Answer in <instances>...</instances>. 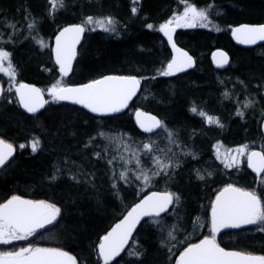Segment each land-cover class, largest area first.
Wrapping results in <instances>:
<instances>
[{
  "label": "trees",
  "instance_id": "obj_1",
  "mask_svg": "<svg viewBox=\"0 0 264 264\" xmlns=\"http://www.w3.org/2000/svg\"><path fill=\"white\" fill-rule=\"evenodd\" d=\"M181 3L210 6V28H179L175 40L194 56L196 65L183 74L162 76L170 51L159 27L173 18ZM64 5L50 16L47 0H0V49L10 52L18 83H34L46 90L53 82L84 83L106 73L147 79L141 80L140 90L126 110L109 116H93L64 102L46 105L37 116L26 115L11 91L9 98L0 102V136L16 146L36 139L40 144L35 153L27 147L19 149L0 171V202L18 194L55 203L62 214L56 223L36 233L49 235L38 243L70 251L78 264H103L97 244L109 226L149 191L173 192L179 201L160 217L144 219L124 251L110 262L173 264L184 246L208 233L210 202L220 187L236 184L264 194V183L259 182L264 173L255 177L245 163L227 169L214 152L216 144L226 148L248 145L264 151L260 129L264 44L236 46L229 36L230 28L238 23L264 21V0H64ZM133 7L138 9L135 14ZM88 16L113 18L115 31L89 33L79 47L72 73L62 76L52 60V38L61 27L80 24ZM32 20L36 26L30 30L27 25ZM11 24L15 28L9 27ZM40 39L46 46L37 43ZM215 47L230 55L225 68L215 69L209 61ZM249 100L252 105L244 108ZM193 106L216 117L223 127L193 114ZM137 108L157 115L179 146L170 142L167 131L139 130L132 116ZM238 109L244 112L243 117L236 115ZM122 141L127 142L128 150ZM150 141L154 150L145 155L142 144ZM132 150L140 152L144 169L156 170L152 158L159 156L168 162L173 153V162L178 161L179 166L168 168L167 174L161 172L146 184L135 179L133 160L127 165L133 171L126 183L119 179L124 161L118 157L130 158ZM112 157L117 159L109 165ZM53 175L57 179H51ZM73 175L79 183L70 179ZM169 231L175 239L168 238ZM221 235L231 238L225 240ZM221 235L218 241L225 248L264 254V231H258L256 225ZM10 247L16 246L6 248Z\"/></svg>",
  "mask_w": 264,
  "mask_h": 264
},
{
  "label": "snow or ice",
  "instance_id": "obj_2",
  "mask_svg": "<svg viewBox=\"0 0 264 264\" xmlns=\"http://www.w3.org/2000/svg\"><path fill=\"white\" fill-rule=\"evenodd\" d=\"M47 3L50 16L65 7L64 0H47ZM137 11L136 7L132 8L133 14ZM208 19L209 12L207 9H198L191 3H186L182 14L176 15L160 25L159 31L167 36L176 53L166 68L160 72V75L173 76L193 66L192 57L187 52L177 48L173 41L172 33L176 27H207ZM115 23V20L111 17L94 19L92 16H88L80 24L64 27L56 37L54 50L55 61L59 65L60 73L66 76L72 70V62L77 54L76 45L79 43L87 26H95L89 30H95L98 27L108 32L115 31ZM35 26V20H32L27 25L30 30ZM9 27L15 28V25L11 24ZM147 27L151 29L153 25L148 24ZM232 34L241 44H255L257 41H264V24L237 27L232 29ZM37 43L41 46H46L43 39L38 40ZM215 57H219L216 61L217 67H223L229 63L228 56L224 52L216 53ZM5 62H7V66H5ZM0 73L6 74L11 80L15 81L17 73L11 60V54L3 49H0ZM142 79H147V77L109 75L76 87L64 86L62 81H57L51 88L47 89V92L54 102L69 101L73 104L81 105L91 113L108 116L120 113L128 107L129 101L140 90ZM11 90V88L8 89V91ZM3 92L4 89L0 88V95H3ZM15 93L19 105L30 114L39 112L49 103L48 100L44 99V90L32 85L19 83L15 87ZM227 95L225 93V96ZM252 103L253 101L249 100L244 103L243 107L248 108ZM190 111L204 118L210 125L223 127L216 117L208 115L202 110L198 111L196 106H193ZM236 115L243 117L244 112L238 109ZM135 116L136 124L142 131L153 133L157 129H162L167 131L170 142L177 144L175 136L166 129L161 119L140 110L136 111ZM98 134L101 137H105L104 132ZM123 135L127 136V134ZM107 138L112 139V137ZM93 139L94 137L90 139L89 144H91ZM122 142L125 144V149L128 150L129 145L127 142ZM39 144L40 141L38 139L31 142L30 146L33 153L37 151ZM177 146L179 145L177 144ZM19 147L25 148L26 145L20 144ZM153 150V142L142 144L141 151L145 155L153 152ZM15 151L16 149L12 143L0 138V168L10 162V158L13 157ZM168 151H171V148ZM232 153L235 154L233 155ZM95 155L99 157L100 153ZM219 155V148H217L218 158ZM174 156L175 154L173 153ZM244 156L247 159V166L253 172L258 176L264 173V151H251L248 145L226 151L222 162L226 168L239 166L240 157ZM173 157H169L168 162H165L159 156H154L152 160L156 170L144 169L141 167L140 152L132 150L130 158H125L123 155L118 157L124 161V170L119 173V179L126 183L129 182L128 174L133 169H129L127 165L134 160L136 164L135 179L150 184L152 178L159 176L161 172L167 174L168 168L179 166L178 161L173 162ZM116 159L117 157H112L107 163L111 165ZM149 172L151 175H149ZM199 178L203 179L204 177L199 176ZM51 179L55 180L57 176L53 175ZM70 179L79 183L78 178L74 175ZM261 183H264V178L261 179ZM112 187L116 188V183H113ZM178 201L179 196L170 191L152 192L145 196L99 241L97 252L103 264H110L115 257L124 251L125 246L132 237L133 231L144 217H160L162 213L167 212L170 206ZM61 214V208L55 203L45 200L34 201L24 199L19 195H12L6 202L0 203V244L9 245L14 241H27L39 230L56 223ZM153 223H160V221L153 220ZM210 224V235L205 236L199 243L190 244L184 248L179 254L176 264H264V255L226 250L217 242V235L222 229H240L245 226L258 225L257 230L264 231V194H258L254 190H244L229 184L219 192L211 204ZM167 236L170 239H175L171 231L167 233ZM0 264H78V260L75 255L61 248L33 246L29 243L27 246L20 247L14 251H0Z\"/></svg>",
  "mask_w": 264,
  "mask_h": 264
},
{
  "label": "water",
  "instance_id": "obj_3",
  "mask_svg": "<svg viewBox=\"0 0 264 264\" xmlns=\"http://www.w3.org/2000/svg\"><path fill=\"white\" fill-rule=\"evenodd\" d=\"M76 24H78V23H76ZM261 24H264V21H263V22H258V23H249V22H241V23H238V24H236V25H234V26H232V27L230 28V32H229L230 39L232 40L233 44H235L236 46H241V47H252V46H255V45H259V44H264V41H257L255 44H241V43L238 42V40H237V39L233 36V34H232V29H234V28L241 27V26H244V25H248V26H258V25H261ZM69 25H73V24H69ZM69 25H66V26H69ZM66 26L61 27V28L55 33V35H54L53 38H52V44H51V56H52V60H53L54 64L57 66V69H58V72H59V73H60V71H59V65L56 64V61H55V51H54V50H55V47H56V37L59 35L60 31H61L64 27H66ZM173 27H174V26H173ZM176 31H177V27L175 28L174 32L172 33L173 41L175 42L177 48L182 49L183 51L187 52L189 56L192 57V60H193V66H192V67H189V68H186L185 71H183V72H178V73H176V74L173 75V76H176V75H179V74H183V73H185V72H188V71L194 69V67H195V65H196V61H195L194 56H193V55H192L187 49H185L184 47L180 46V45L176 42V40H175V33H176ZM161 34H162V37H163V39L165 40V42H166V44H167V46H168V48H169V51H170V58H169V61L167 62V64H168V63L173 59V57L176 55V53H175V51L173 50L172 45H171V43L169 42L167 36H165L163 32H161ZM82 36H83V35H82ZM81 40H82V37H81L79 43L76 45V53H77V54H78V47H79V44L81 43ZM218 52H224V53H226L227 56H228L229 62H230V55H229V53H228L225 49H223L222 47H215V48H213V49L210 51V53H209V61H210L211 65H212V67L215 68V69H222V68H225L229 63H228L227 65L223 66V67H217V62H216V61H217V59H219V57H215V54L218 53ZM77 54H76L75 59H74L73 62H72V70H71L66 76H69V75L72 73L73 68H74V65H75V62H76V59H77ZM214 57H215V58H214ZM167 64H166V66H167ZM166 66H165V68H166ZM60 74H61V73H60ZM61 75H62V74H61ZM109 75L127 76V75H121V74L106 73V74H103V75H101V76H99L98 78H95V79H100V78H102V77H104V76H109ZM62 76H64V75H62ZM66 76H65V77H66ZM173 76H170V77H173ZM95 79H93V80H95ZM90 81H92V80L86 81V82H84V83L70 84V85H64V86L76 87V86H80V85L85 84V83H89ZM20 83H25V84L32 85V86H35V87H37V88L42 89L39 85L34 84V83H27V82H20ZM18 84H19V83H18ZM18 84H17L16 86H18ZM16 86H15V87H16ZM15 87H14V94H15V97H16V101H17V104H18L19 108L22 110L23 113H25L26 115H37V114H39V113L43 110V108H42L39 112H37V113H35V114H30V113L26 112V110L23 109V108L19 105V103H18V98H17L16 93H15ZM0 88H1V87H0ZM137 93H138V92H137ZM136 95H137V94H136ZM136 95H135V96H136ZM135 96H134V97H135ZM134 97L132 98V100L134 99ZM44 99H45V96H44ZM132 100L129 101L128 106L131 104ZM60 102H64V103L72 104V105H74V106H76V107H78V108H81V109L87 111L88 113H90V114L93 115V116H102V115H99V114L91 113V112L88 111L87 109L83 108L81 105H76V104H73V103H71V102H69V101H60ZM44 107H45V106H44ZM127 108H128V107H127ZM127 108L123 109V111L126 110ZM137 110L144 111V112L149 113V114H151V115H155V114H153V113H151V112H149V111H146V110H143V109H139V108H137V109H135V110L133 111V114H132V116H133V120H134L135 124H136V116H135V113H136ZM123 111H121V112H123ZM121 112H120V113H121ZM116 114H119V113H116ZM116 114H112V115H116ZM108 116H109V115H108ZM155 116H156L158 119H160L157 115H155ZM136 126L138 127L137 124H136ZM138 128H139V127H138ZM260 129H261L262 134L264 135V118H263L262 121H261ZM139 130H141V129L139 128ZM157 130H158V129H157ZM141 131H142V130H141ZM0 138L4 139L2 136H0ZM4 140H6V139H4ZM6 141L9 142V143H12L11 141H8V140H6ZM12 144H13L14 148L17 150L15 144H14V143H12ZM251 151H263V150H261L260 148H253ZM15 153H16V151L14 152V155H15ZM14 155H13V157H14ZM13 157H12V158H13ZM12 158H10V160H11ZM246 167L248 168V170H249V171H250L255 177H260V176H262V174H263V173H261L260 176H258L255 172H253V170L250 169V168L247 166V159H246ZM0 169H1V168H0ZM228 185H229V184L223 185V186L220 187V188L215 192V194L213 195V198H212V200H211L210 207H209V229H208L209 234H208V235H210V232H211V224H210L211 204L213 203V201L215 200V197L219 194V192L222 191L223 188L226 187V186H228ZM231 185H233V186H235V187H239V188L244 189V190H250V189H248V188H243V187L237 186V185H235V184H231ZM152 192H164V191H149L148 193H146L145 195H143V196H142L137 202H135L134 204H132V205H131V206L125 211V213H124L119 219H117L116 221H114V222L109 226V228L106 230V232L104 233V235H106L109 231H111L112 228L115 227V225H116L117 223H119V222H120V221H121V220L127 215V213H128L129 211H131L132 207H134L136 204L140 203V201H141L145 196L151 194ZM14 195H18V194H14ZM11 196H12V195H11ZM11 196H9V197L6 198L5 200H3L1 203L6 202V200L9 199ZM19 196H21V195H19ZM21 197L24 198V199H29V200H34V201L43 200V199H32V198L24 197V196H21ZM45 201H47V200H45ZM47 202H49V201H47ZM51 203H52V202H51ZM162 214H163V213H162ZM162 214H161V215H162ZM146 218H147V217H144V218L140 221V223H141L144 219H146ZM140 223L136 226V229H137V227L140 225ZM49 226H51V225H49ZM49 226H47V227H49ZM250 226H251V225H250ZM47 227H46V228H47ZM245 227H248V226H245ZM242 228H243V227H242ZM136 229H135V230H136ZM41 230H42V229H41ZM135 230L133 231V233L135 232ZM228 230H234V229H231V228H229V229H222V230L218 233V235H217V242H218V243H219V241H218V237H219V235L222 234L223 232L228 231ZM133 233H132V235H133ZM104 235H103V236H104ZM208 235H205V236H208ZM103 236H102V237H103ZM205 236H203V237L199 238L198 240L193 241V242L187 244L186 246H184V247H183V248H182V249L176 254V256H175V258H174V261H173V264H176V261H177V259H178V257H179V254L184 250V248H186V247H187L188 245H190V244L199 243V241H200L201 239H203ZM102 237H101V238H102ZM101 238H100V240H101ZM130 239H131V238H130ZM100 240H99V241H100ZM129 241H130V240H129ZM129 241H128V243H129ZM15 242H19V241H14V242H12V243H15ZM12 243H11V244H12ZM98 243H99V242H98ZM219 244H220V243H219ZM0 245H2V244H0ZM27 245H28V244H27ZM27 245H24V246H27ZM32 245H33V244H32ZM97 245H98V244H97ZM5 246H6V245H5ZM33 246H40V247H57V248H61V249H63V250H66V249H64V248H62V247L54 246V245H38V244H34ZM126 246H127V245H126ZM126 246H125V248H126ZM220 246L223 247L221 244H220ZM22 247H23V246H22ZM19 248H20V247H19ZM19 248H17V249H19ZM223 248H225V247H223ZM17 249H14V250H17ZM225 249H226V250L241 251V250H237V249H233V248H225ZM14 250H11V251H14ZM66 251H68V250H66ZM69 252H70V251H69ZM242 252H243V251H242ZM70 253H71V252H70ZM97 253H98V252H97ZM121 253H122V252H121ZM121 253H120V254H121ZM246 253H251V252H246ZM71 254H72V253H71ZM251 254H254V255H264V254H262V253H251ZM73 255H74V254H73ZM117 257H118V256H117ZM115 258H116V257H115ZM115 258H114V259H115ZM100 259H101V258H100ZM114 259H113V260H114ZM113 260H112V261H113ZM101 261H102V259H101ZM102 262H103V261H102Z\"/></svg>",
  "mask_w": 264,
  "mask_h": 264
},
{
  "label": "rangeland",
  "instance_id": "obj_4",
  "mask_svg": "<svg viewBox=\"0 0 264 264\" xmlns=\"http://www.w3.org/2000/svg\"><path fill=\"white\" fill-rule=\"evenodd\" d=\"M194 6V5H193ZM185 7H186V3H181V4H179V6H178V8H177V10H176V13H175V15L174 16H176V15H180V14H182L183 12H184V10H185ZM196 7V6H195ZM198 9H207L208 10V12L210 11L211 12V8H210V6H208V7H197ZM173 16V17H174ZM94 18V17H93ZM104 18H106V17H104ZM86 19V18H85ZM94 19H102V18H94ZM172 19V18H171ZM166 23V22H165ZM93 27H95L94 25H89V26H87L86 27V30L87 31H94V30H89V29H91V28H93ZM179 28H187V27H177V29H179ZM206 28H210V21L208 20V26L206 27ZM95 30H102V29H100V28H98V27H96L95 28ZM103 31V30H102ZM80 56V54H79V52H78V56L77 57H79ZM5 66H7V62H5ZM0 82H2L3 83V85H5L6 86V88H7V93L6 94H8L9 95V93L12 91H8V89L9 88H11V89H13L17 84H18V82L16 81V77H15V81H13V80H11L6 74H4V73H0ZM56 82H53V84H55ZM53 84H51V85H49V87L47 88V89H49V88H51V86L53 85ZM63 85H66V84H64L63 83ZM47 89L45 90V93H46V96H47V100L49 101V103L48 104H50V103H52V102H54L53 100H52V98L48 95V92H47ZM47 104V105H48ZM5 139V138H4ZM7 140V139H6ZM9 141V140H8ZM33 141V140H32ZM32 141H30V142H28V145H26L25 143H19L18 144V146L17 147H19V145L20 144H25L26 145V147L27 148H29L30 150H32L31 149V142ZM241 146H243V145H238V146H234V147H230V148H226V147H223V146H221L220 144H216V145H214V152H215V156L217 157V159H218V161L223 165V167H225V165H224V163L222 162L223 160H224V158H225V153H226V151H228V150H232V149H235V148H238V147H241ZM20 148V147H19ZM217 148H219V153H220V155H219V158H218V156H217ZM20 149H22V148H20ZM253 148H249V150H252ZM260 149H261V147H260ZM262 150V149H261ZM233 155L235 154V153H232ZM240 164H239V166H235V167H240L242 164H246V156H244V157H240ZM226 168V167H225ZM231 168H233V167H231ZM227 169H229V168H227ZM261 179L262 178H259V182H261ZM236 185V184H235ZM237 186H239V185H237ZM242 187V186H241ZM251 190V189H250ZM253 190V189H252ZM259 226L258 225H256V229L258 228ZM46 229V228H45ZM206 231H208V229H209V220H208V223H207V226H206ZM200 231H199V229L197 230V231H195V233H193V235L192 236H194V235H197L198 233H199ZM209 232V231H208ZM43 234L42 235H37V234H35L33 237H30L29 238V240H27V241H19V242H15V243H12V244H9V245H0V251H6L8 248H6L7 246H13V245H15L16 247H10V248H19V247H22V246H24V245H27V244H29V243H31V244H38V245H48V244H40V243H38L39 241H42V240H46V238L48 239V234L47 233H45V231L44 232H42ZM209 233H206L205 235H208ZM221 235V234H220ZM219 235V236H220ZM221 237H223V238H225V240H227V238L229 239V238H231V237H227L226 235L224 236V235H221ZM50 238V237H49ZM219 238V237H218ZM52 239V238H51ZM50 239V240H51ZM19 244H22V245H19ZM49 245H51V244H49ZM239 250V249H238ZM243 251H245V252H250V250H247V249H242ZM251 253H258V252H251Z\"/></svg>",
  "mask_w": 264,
  "mask_h": 264
},
{
  "label": "flooded vegetation",
  "instance_id": "obj_5",
  "mask_svg": "<svg viewBox=\"0 0 264 264\" xmlns=\"http://www.w3.org/2000/svg\"><path fill=\"white\" fill-rule=\"evenodd\" d=\"M178 30V29H177ZM102 31V30H101ZM91 32H93V31H87V30H85V32H84V34H83V36H82V40H81V43L84 41L83 39H85L86 38V36L87 35H89V33H91ZM81 43L79 44V47H80V45H81ZM79 47H78V52H79ZM77 56H78V54H77ZM0 87L2 88V89H4V92H3V95H0V102H2V101H4L6 98H9V95L8 94H6L7 93V88H6V86L5 85H3V83L2 82H0ZM43 90V89H42ZM12 92H13V96H14V100H15V102H16V104H17V101H16V97H15V94H14V88L12 89ZM10 94V93H9ZM44 96H45V99L47 100V96H46V93H45V90H44ZM47 105V104H46ZM46 105H45V107H46ZM17 106H18V104H17ZM44 107V108H45ZM18 108H19V106H18ZM43 108V109H44ZM20 109V108H19ZM20 111H22L21 109H20ZM23 113V112H22ZM25 114V113H24ZM38 115V114H37ZM37 115H30V116H37ZM13 143V142H12ZM15 144V143H14ZM19 144V143H18ZM18 144H17V146H18ZM15 146H16V144H15ZM16 146V148H17V150H16V153H15V155L18 153L17 151L20 149L19 147H17ZM31 154V153H30ZM15 155H14V157H15ZM13 157V158H14ZM13 158L10 160V162L13 160ZM9 162V163H10ZM9 163H7L4 167H6L7 165H9ZM3 167V168H4ZM3 168H1L0 169V171L3 169ZM14 195V194H13ZM8 198V197H7ZM5 200V199H4ZM2 202V201H1ZM0 202V203H1ZM50 202V201H49ZM211 203V202H210ZM14 249H16V248H9V249H7L6 251H11V250H14Z\"/></svg>",
  "mask_w": 264,
  "mask_h": 264
}]
</instances>
